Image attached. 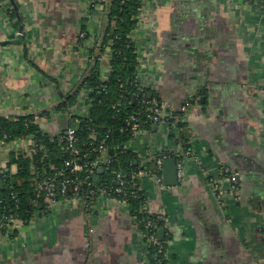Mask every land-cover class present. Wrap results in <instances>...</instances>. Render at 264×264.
I'll list each match as a JSON object with an SVG mask.
<instances>
[{"label": "crops", "instance_id": "crops-1", "mask_svg": "<svg viewBox=\"0 0 264 264\" xmlns=\"http://www.w3.org/2000/svg\"><path fill=\"white\" fill-rule=\"evenodd\" d=\"M15 2L20 17L11 0H0V115L30 113L49 133L66 130L89 112L90 90L82 88L68 112L55 106L100 49L106 3ZM130 37L148 96L181 113L199 157L187 160L183 180L165 185L152 157L179 149L170 123L147 125L125 142L139 163L146 209L161 219L156 240L140 225L139 203L126 198L99 193L89 205L46 198L48 209L37 207L28 220L18 218L12 234L1 232L0 264H157L150 254L157 242L166 264H264V4L144 0ZM112 52L106 45L100 56L103 80ZM34 141L0 143V167L15 173L11 151L31 156ZM233 171L239 191L227 177Z\"/></svg>", "mask_w": 264, "mask_h": 264}, {"label": "trees", "instance_id": "trees-1", "mask_svg": "<svg viewBox=\"0 0 264 264\" xmlns=\"http://www.w3.org/2000/svg\"><path fill=\"white\" fill-rule=\"evenodd\" d=\"M143 4L144 0H106L103 10L107 25L98 45L100 49L93 56L88 71L74 90L64 94L55 106L57 111H67L76 102L82 88L90 90L89 112L77 117L79 119L77 123L79 146L82 151L89 153L88 159L97 155L99 152L97 147L100 143L109 147V151L113 155L112 161L109 166L103 168L100 174L104 178L107 175L116 177V174L122 171L125 179V191L120 194V197L126 198L134 204L145 202L146 197L137 176L139 170L137 158L131 150L125 147V142L133 135V132L130 130L121 131L120 128L125 126L126 118L130 114L136 113L141 118H145L146 111H148L147 105L142 101L143 94L149 98L148 88L144 86L141 88L138 84V81L141 80L137 69V48L130 37L133 29L139 23V14ZM13 14H15V7ZM106 45L110 46L113 52L109 76L103 80L100 56ZM181 116L180 112H174L167 116V121L171 125V136L175 138L181 150L193 149L189 132L185 129L186 123ZM179 127L183 128L181 133L174 130ZM64 131L57 133L45 131L35 121L32 114L19 115L14 119L10 116L0 115V139L11 141L15 138L31 136L38 143L31 156L22 150L11 151L9 166L16 163L17 170L15 173L5 170L2 173L4 184L0 188L2 197L0 228L3 233L12 234L14 219L28 220L37 207L48 209L50 203L46 200L45 189L39 187V181L53 175L55 170L61 168H64L65 176L69 175L67 167L64 166V160L70 157V153L66 148L65 139L60 138V135L65 134ZM183 137L186 138L185 143L182 142ZM163 153L175 154L173 150L159 154ZM94 171L99 173L97 168ZM224 175L226 176V173ZM72 177H76V175ZM79 177L86 179L85 174H79ZM99 184L102 185L103 182ZM86 190L85 181L80 184L79 192L83 195L82 200L89 205L91 202L85 194ZM136 215L146 233L157 232L161 224V219L157 215L150 213L147 209H138ZM4 216L6 218H3ZM148 220L154 222L157 226L156 229H150L147 226ZM150 249L152 259L157 264H166L163 250L158 242L151 244Z\"/></svg>", "mask_w": 264, "mask_h": 264}, {"label": "built area", "instance_id": "built-area-1", "mask_svg": "<svg viewBox=\"0 0 264 264\" xmlns=\"http://www.w3.org/2000/svg\"><path fill=\"white\" fill-rule=\"evenodd\" d=\"M262 4H264V0H260ZM139 86H144L141 81H138ZM145 87V86H144ZM142 88V87H141ZM143 103L147 105L148 111H146L145 118H141L136 113L130 114L126 118V124L124 127H121L120 130H130L131 132L135 133L142 129L143 127L147 126L149 123H158L167 120V116L169 115V107L165 102L155 101L152 98H146L145 94H143L142 98ZM188 104H183L181 106L182 111H186L188 109ZM69 114L71 112L69 111ZM171 114V113H170ZM177 133H181L183 131V128H174ZM64 135H60V138L65 139L66 148L70 153V157L64 160V166L67 167L68 174L66 175V172L64 171V168L57 169L54 171L53 175H49L46 178H44L42 181L38 183L39 187L42 189H45L46 195L48 200L55 199L58 197H64V198H79L83 199V195L79 192L80 190V184L85 183L87 185V190L85 194L88 196V199L90 202L93 201L94 197L99 193H104L107 195H113L120 197L124 190V184L125 179L122 171H119L116 174V177H112L110 175H107L106 178H104L102 175H99L94 170L97 166L106 164V166H109V164L112 161L113 155H111L109 151V147L104 144L100 143L98 145V153L95 157L88 159L89 153L82 151L81 147L79 146V138L77 135V124L73 123L68 126V128L64 131ZM189 141V140H188ZM182 142H186V138H182ZM34 148H37L38 143L36 141L33 142ZM179 148V147H178ZM180 151H176L174 155L171 154H158L154 157V163H155V171L154 175L157 179V181H162V169L164 160L168 157H175L177 160V167H178V179L183 180V178L186 175V162L187 160H195L198 161L199 157L196 155L195 151L193 149H186L184 152L179 148ZM109 151V153H108ZM108 153V157L106 160H103V154L102 153ZM4 169L0 167V179H2V173ZM229 171V170H228ZM79 174L84 175L86 179H80ZM73 175H76V177H72ZM62 176H65L62 178ZM227 177L232 182L231 186L232 189L235 191H239V181H238V173L237 172H230L227 173ZM3 180V179H2ZM117 181V184L115 182ZM103 182L102 185L99 183ZM4 183V181H3ZM213 188L217 189L219 188L218 180L216 179L213 181ZM12 196H14L13 193H11ZM2 201V197L0 196V202ZM138 209H146V203L142 202L139 203ZM3 218H6L4 216ZM18 219H14V223ZM147 226L150 229H156V225L152 220L147 221ZM1 227V223H0ZM1 228H0V234H1ZM149 237L150 241H155L157 238L156 232H149L146 233ZM262 264V263H260Z\"/></svg>", "mask_w": 264, "mask_h": 264}, {"label": "water", "instance_id": "water-1", "mask_svg": "<svg viewBox=\"0 0 264 264\" xmlns=\"http://www.w3.org/2000/svg\"><path fill=\"white\" fill-rule=\"evenodd\" d=\"M13 3L15 10L17 11L18 17H20L18 12V6L15 0H11ZM22 25H20V30L22 31ZM102 171V169H100ZM162 180L165 185H174L177 184L178 179V167H177V160L175 157H168L164 160L163 169H162ZM3 180L0 179V188L3 186ZM164 228H160L158 230V235L160 236L163 234Z\"/></svg>", "mask_w": 264, "mask_h": 264}, {"label": "rangeland", "instance_id": "rangeland-1", "mask_svg": "<svg viewBox=\"0 0 264 264\" xmlns=\"http://www.w3.org/2000/svg\"><path fill=\"white\" fill-rule=\"evenodd\" d=\"M104 3H106V0H102ZM73 110V109H72ZM66 112H68V110L66 111ZM73 112H74V110H73ZM30 114V113H29ZM14 119V118H13ZM152 123L153 122H151V123H149L148 125H152ZM16 139V138H15ZM14 140V139H13ZM12 141V140H11ZM7 142H10V141H6V140H4L3 138L2 139H0V143H7ZM34 146V145H33ZM33 151H35V148H34V150ZM177 151H180L179 149L177 150ZM182 151L184 152V150L182 149ZM40 182V181H39ZM38 182V183H39Z\"/></svg>", "mask_w": 264, "mask_h": 264}]
</instances>
